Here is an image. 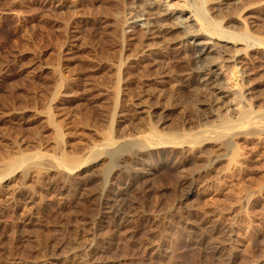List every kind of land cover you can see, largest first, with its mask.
<instances>
[{
	"label": "rangeland",
	"instance_id": "rangeland-1",
	"mask_svg": "<svg viewBox=\"0 0 264 264\" xmlns=\"http://www.w3.org/2000/svg\"><path fill=\"white\" fill-rule=\"evenodd\" d=\"M137 1L0 0V264H264V0ZM180 13L244 52L216 117Z\"/></svg>",
	"mask_w": 264,
	"mask_h": 264
},
{
	"label": "bare ground",
	"instance_id": "bare-ground-1",
	"mask_svg": "<svg viewBox=\"0 0 264 264\" xmlns=\"http://www.w3.org/2000/svg\"><path fill=\"white\" fill-rule=\"evenodd\" d=\"M155 1V0H154ZM210 6L212 8H216L219 5H222L223 0H210ZM142 2V1H141ZM140 0L137 1L135 3V5H131L130 8L137 10L136 7H139L138 5L141 3ZM157 2V1H156ZM153 2L150 3L148 5L142 3L141 7H143L142 9L139 7L137 13L132 11L133 13L131 14V17H129L130 22L128 21L127 23H131L134 25H138L140 27L144 28V31L147 30L145 28H149V27H155V24H158L160 22L163 21H167L168 20V16L166 13H163V7L157 5L158 3ZM220 2V3H219ZM229 2V1H228ZM232 1H230L229 3H231ZM234 2V1H233ZM133 3V2H132ZM138 3V4H137ZM236 4V2H234ZM161 4V3H160ZM202 4V3H201ZM225 4V3H224ZM227 4V3H226ZM144 5V6H143ZM229 5V4H228ZM167 6V5H165ZM164 6V7H165ZM244 6V5H242ZM241 6V7H242ZM248 6V5H247ZM147 7L148 9L146 11H144V8ZM210 7V8H211ZM221 7V6H219ZM223 7V6H222ZM166 8V7H165ZM164 8V9H165ZM209 8V9H210ZM211 8V9H212ZM218 8V7H217ZM230 8V7H229ZM199 9V8H198ZM226 9V8H225ZM242 9V8H241ZM244 9V7H243ZM201 10V8H200ZM199 10V11H200ZM214 10V9H213ZM217 10V9H216ZM223 10V9H222ZM149 11V12H148ZM165 11V10H164ZM198 11V13H199ZM219 11V10H218ZM231 11V10H230ZM206 12V11H205ZM130 13V12H129ZM149 13V17L147 16ZM201 13V11H200ZM146 15V16H145ZM145 16V17H144ZM200 16V15H199ZM127 17V18H128ZM192 15L183 17V13L178 14L177 16H174L173 19H175V24H174V29H179V31H181V37L182 40L186 43L189 44L190 48L192 49V59L194 61L195 65V72L198 74V87H200L204 93L208 94L210 97V101L209 100H202L200 103H205L209 101L208 105H210V112L212 113L211 115L215 116V111L216 109L219 108V106L217 107V105H223L225 104V102H223V99H225L226 97L229 96L228 91L226 90V88L221 84L220 81V72L219 69L220 67H224L225 69H229V68H234V69H240V71L238 72V77L239 79H243L247 76V73L243 72V70L241 69V59L244 58L243 55V51L237 50V48L233 49L230 48L229 45L227 46V43H229L226 40H223L221 38H217V37H213L211 35H206L202 34V32L198 29V26L195 28V21L194 17L191 20ZM126 19V20H129ZM173 21V22H174ZM194 21V22H193ZM172 22V23H173ZM169 23V22H168ZM160 25V24H159ZM157 25V26H159ZM197 25V24H196ZM172 26V24H171ZM158 28V27H156ZM161 28V27H160ZM215 30V29H214ZM218 30V29H217ZM151 32V31H150ZM180 35V34H179ZM217 35V34H216ZM155 36V35H154ZM156 37V36H155ZM169 39V38H168ZM178 39V38H177ZM176 40V39H175ZM179 40V39H178ZM181 40V41H182ZM182 41V42H183ZM175 43V42H174ZM184 44V43H183ZM232 47V46H231ZM189 50V49H188ZM243 50V49H242ZM246 57V56H245ZM245 60V59H244ZM192 63V64H194ZM244 64V63H243ZM192 67V66H191ZM221 70V69H220ZM197 78V77H196ZM199 88V89H200ZM203 93V94H204ZM202 94V95H203ZM209 99V98H208ZM245 103V102H244ZM228 104V103H227ZM203 106H205V104H203ZM207 107V106H206ZM248 111V109H246ZM249 112V111H248ZM207 116V113H206ZM203 117V123L205 124V122L207 121V117ZM242 116V115H241ZM246 116V115H245ZM216 117V116H215ZM238 117V116H237ZM253 117V116H252ZM223 118V117H222ZM243 118V117H242ZM245 118V117H244ZM259 118V117H258ZM215 119V118H214ZM241 119V118H240ZM252 119V118H251ZM214 121V120H213ZM161 121H159V123H161ZM211 122V121H210ZM252 122V121H251ZM213 123V122H212ZM232 123V122H231ZM208 125H210L209 123H207ZM220 124V123H218ZM235 124V123H234ZM207 125V126H208ZM216 125V124H215ZM218 126V125H217ZM221 126V124H220ZM223 128L225 125H222ZM227 126V125H226ZM232 126V125H231ZM233 127V126H232ZM231 127V128H232ZM204 129V128H202ZM201 129V130H202ZM206 129V128H205ZM218 129V128H217ZM200 130V131H201ZM198 131V130H197ZM148 134V133H147ZM197 134V133H196ZM173 139V138H172ZM180 139V138H179ZM133 142V141H132ZM141 142V141H139ZM139 142L136 141V143L138 144ZM143 144V143H142ZM133 145V144H132ZM140 145V143H139ZM143 146V145H142ZM119 147V146H118ZM123 147V146H122ZM125 147V145H124ZM129 147V146H128ZM134 147V146H133ZM141 147V146H140ZM121 148V147H120ZM126 148V147H125ZM124 149V148H123ZM129 149V148H128ZM121 150V149H120ZM110 151V150H109ZM108 151V152H109ZM119 150L115 149V151L110 152L111 156L115 153L118 152ZM123 152V150H122ZM98 153V151H97ZM109 154V153H108ZM107 154V155H108ZM113 155V156H114ZM113 158V157H110ZM114 161V158H113ZM24 162V161H23ZM110 163V162H109ZM140 186V185H139ZM139 188V187H138ZM114 199V198H113ZM112 201V200H111ZM115 202V201H114ZM113 202V203H114ZM106 203V202H105ZM112 205V204H111ZM111 207V206H110ZM112 209V208H111ZM113 210V209H112ZM106 211V210H105ZM110 211V210H109ZM27 220V219H26ZM85 250V249H83Z\"/></svg>",
	"mask_w": 264,
	"mask_h": 264
}]
</instances>
